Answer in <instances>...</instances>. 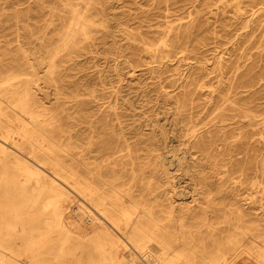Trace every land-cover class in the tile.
Masks as SVG:
<instances>
[{
    "label": "rangeland",
    "instance_id": "1",
    "mask_svg": "<svg viewBox=\"0 0 264 264\" xmlns=\"http://www.w3.org/2000/svg\"><path fill=\"white\" fill-rule=\"evenodd\" d=\"M78 2L0 0V69L24 51L30 59H55L52 80L42 63L34 67L44 78L39 97L70 143L92 130L100 133L94 150H104L113 133L135 150L132 131L151 142L156 127L173 148L209 141L215 148L203 156V171L173 172L187 202L193 196L194 206L210 202L207 217L189 219L190 239L209 247L241 233L264 238V0ZM75 9L88 15V34L63 48ZM62 148L76 166L82 148ZM85 150L99 165L137 155L147 164L159 155L125 151L108 158L89 154L92 146ZM205 219L215 224L212 237ZM197 254L196 261L203 253Z\"/></svg>",
    "mask_w": 264,
    "mask_h": 264
},
{
    "label": "bare ground",
    "instance_id": "2",
    "mask_svg": "<svg viewBox=\"0 0 264 264\" xmlns=\"http://www.w3.org/2000/svg\"><path fill=\"white\" fill-rule=\"evenodd\" d=\"M72 19L63 48L88 34V15L75 9ZM33 57L24 51L0 69V264H24L23 258L25 264H264L261 236L241 233L226 246L209 247L190 239L189 219L207 217L210 202L194 206L195 196L187 202L173 172L186 175L191 166L203 171V156L210 157L215 146L201 138L191 147L173 148L159 127L151 130V142L132 131L139 142L135 150L128 140H113L114 133L104 150H94L100 133L92 130L70 143L73 137L65 136L62 124L51 123L54 110L39 97L44 78L34 67L42 63L52 80L55 59ZM62 146L82 148L76 166L62 155ZM91 146L89 154L108 158L125 151L159 155L147 164L137 155L128 163L99 165L86 154ZM202 227L207 237L216 230L207 219ZM198 251L203 254L196 261Z\"/></svg>",
    "mask_w": 264,
    "mask_h": 264
}]
</instances>
